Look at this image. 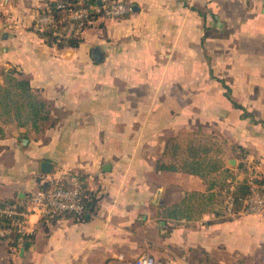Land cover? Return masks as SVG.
<instances>
[{
	"label": "crops",
	"instance_id": "crops-1",
	"mask_svg": "<svg viewBox=\"0 0 264 264\" xmlns=\"http://www.w3.org/2000/svg\"><path fill=\"white\" fill-rule=\"evenodd\" d=\"M48 1L0 0V67L47 101L37 125L0 111V208L66 169L100 200L88 220L32 214L29 242L0 238V264H138L147 253L155 264H264V213L221 218L208 199L224 181L264 176V0H128L131 12L95 16L65 47L31 30ZM201 131L219 137V153L200 154L219 169L157 168L187 155L166 150L169 135ZM180 205L186 214L171 215Z\"/></svg>",
	"mask_w": 264,
	"mask_h": 264
},
{
	"label": "built area",
	"instance_id": "built-area-1",
	"mask_svg": "<svg viewBox=\"0 0 264 264\" xmlns=\"http://www.w3.org/2000/svg\"><path fill=\"white\" fill-rule=\"evenodd\" d=\"M78 5H70L62 0H57V6L65 11L59 20L56 19L51 8L39 10L30 24L31 30L41 34L53 27V33L58 36L68 37L79 34L95 14L109 17H120L133 10L132 4L125 0H98L97 2H84L78 0ZM71 4V3H69ZM65 22L59 28L58 23ZM47 185L38 186L30 191L26 199L16 200L1 211L8 215V222L0 223V238L14 239L22 243L34 232V225L30 218L35 214L39 219L54 218L63 213H70L78 218L86 211L81 201L84 180L80 173L74 169L62 170L56 176L44 179ZM235 188L231 182L230 191ZM235 198L232 193L227 195V211L235 212ZM244 213H264V184L252 183L251 193L246 196L240 209ZM156 260L150 254H142L137 259L138 264H155Z\"/></svg>",
	"mask_w": 264,
	"mask_h": 264
},
{
	"label": "trees",
	"instance_id": "trees-1",
	"mask_svg": "<svg viewBox=\"0 0 264 264\" xmlns=\"http://www.w3.org/2000/svg\"><path fill=\"white\" fill-rule=\"evenodd\" d=\"M67 4V7L70 5L76 6L78 5V0H62ZM98 0H84V2H97ZM128 3L132 4V2H129L128 0H125ZM71 3V4H69ZM47 4L51 8V11L54 13L57 20L62 18V16L65 14V11L62 10V8H59L57 6V1H48ZM199 12L203 15L205 13L202 10H199ZM99 14H95L97 16ZM65 22H60L57 24L59 28L64 26ZM53 27L49 28L45 32L41 33L40 35L44 37V39L50 43V44H56L59 47H65V46H78L79 43L82 41L81 33L79 34H72L68 37L58 36L53 33ZM0 73L4 78V83H0V89L2 90V94L0 96V104L3 106V109L5 111H10L14 109L15 116L19 119L22 118L23 114L22 112L25 110V117L26 119H31L35 125H37L39 120L46 119L47 118V101L42 99L39 94L33 89L30 79L23 76L17 68L14 67H0ZM20 75V76H18ZM224 85L227 87L226 95L229 98H232L231 95V89L229 85L222 79ZM15 96H22L23 100L19 101L15 98ZM234 104L239 107H243L241 104H239L237 101L233 100ZM248 113V112H245ZM249 114V113H248ZM21 117V118H20ZM172 139V138H171ZM168 138L166 150L171 151L173 153V156L176 155L177 149L180 147L179 143H174L173 146H171V140ZM192 142L188 143L187 145V155L181 159V164L178 166L175 163H158L157 168L159 169H177L178 167H181L185 171L193 172V173H199L202 176H206L211 171H216L219 169L220 164L217 160L214 159H204L200 157L199 154V147H196L195 145L191 144ZM172 147V150H171ZM208 149V148H207ZM165 150V151H166ZM80 173V172H79ZM81 178L84 180L83 175L80 173ZM234 179H231L229 181L222 182L221 188L219 189L220 194H225L226 201H227V195L229 193H232L235 198V204L234 209L235 211H238L243 206V201L246 198L248 194L251 193L252 190V183H259L264 184V176H255L252 179H249V177H245L241 180H237L236 182L233 181ZM231 181L235 184V188L230 191V184ZM47 181L44 179L41 181L39 186H45L47 185ZM215 184V181H213L212 185ZM199 192L193 191L189 195L187 194L185 198L183 199V202H185L187 197L197 196ZM216 194L215 192H210L208 195V199L213 203V196ZM20 200V199H17ZM100 200V195L93 190L86 189L85 184H83V191L81 193V201L85 205L86 211L80 216V219L88 220L92 217V215L97 211L98 204ZM16 201L14 200H8L5 202H2L1 208H0V223L2 222H8L9 217L4 212L1 211L2 208H5L9 206L11 203ZM213 211L215 214L221 218L226 217L227 215V204H221L220 206H213ZM187 207L179 206L177 209H174L170 212L171 215H177V214H186ZM30 237H27L24 242H29ZM5 239V238H4ZM11 243L17 244L19 241L15 237L14 239L10 240Z\"/></svg>",
	"mask_w": 264,
	"mask_h": 264
},
{
	"label": "rangeland",
	"instance_id": "rangeland-1",
	"mask_svg": "<svg viewBox=\"0 0 264 264\" xmlns=\"http://www.w3.org/2000/svg\"><path fill=\"white\" fill-rule=\"evenodd\" d=\"M20 76V75H18ZM2 94V90L0 89V96ZM15 98L19 101L23 100L22 96H15ZM0 111H3V106L0 104ZM5 111V110H4ZM26 111L24 110L22 112L23 116L22 118L26 119L25 117ZM169 138L171 139V146L174 145V143H179L180 147L177 149V154L180 156H183L184 154H187V145L188 143L192 142V145H195L196 147H199V154L203 152H207L211 154V156H215L216 153H219L221 150L220 140L217 134L207 132V131H201L200 133L196 135H190V134H183V135H169ZM208 148V149H207ZM172 150V147H171ZM211 159H214L213 157ZM220 189V188H219ZM219 189L214 191L216 194L213 196V201L215 205L220 206L221 204H227L226 196L225 194H220ZM187 195V194H186ZM171 198V195L169 194V199ZM203 204H200L196 211H199L203 208Z\"/></svg>",
	"mask_w": 264,
	"mask_h": 264
},
{
	"label": "water",
	"instance_id": "water-1",
	"mask_svg": "<svg viewBox=\"0 0 264 264\" xmlns=\"http://www.w3.org/2000/svg\"><path fill=\"white\" fill-rule=\"evenodd\" d=\"M235 161H236V159L235 158H232L231 160H230V162H232V163H235ZM42 166H43V171H46V172H48V171H50L51 170V168H52V163L50 162V161H48V160H44L43 162H42ZM108 166L105 164L104 165V168H107ZM27 244V243H26ZM25 244V245H26Z\"/></svg>",
	"mask_w": 264,
	"mask_h": 264
}]
</instances>
